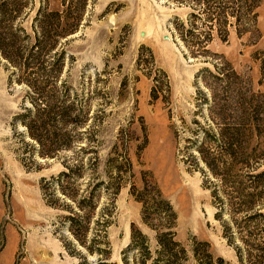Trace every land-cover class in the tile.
<instances>
[{
    "label": "trees",
    "instance_id": "trees-1",
    "mask_svg": "<svg viewBox=\"0 0 264 264\" xmlns=\"http://www.w3.org/2000/svg\"><path fill=\"white\" fill-rule=\"evenodd\" d=\"M56 1L58 8H51L50 0H38L37 6L35 0H0V56L9 83L23 86L11 125L25 164L34 163L35 153L53 158L79 146L75 158L62 161L63 170L41 179L40 188L46 204L62 212L56 231L76 264H118L110 259L107 229L121 183L111 175L98 181L99 140L88 123L87 99L62 77L66 60H71L63 39L79 29L85 0ZM173 1L190 5L185 20L174 18L177 38L191 56L212 61V68L203 67L196 80L201 74L216 79L208 91L197 89L198 119H193L187 137L185 163L201 172L221 235L239 263L264 264V94L243 87L232 66L207 55L213 37L226 40L232 27L238 36L258 33L256 8L261 0ZM260 72L259 83L264 84V57ZM163 89L169 96L166 76L161 83L155 81L153 97ZM18 126L23 129L18 131ZM83 139L86 145H77ZM117 159L115 163H122ZM135 199L151 234L131 225L129 243L121 251L123 264H226L207 242L193 241L187 247L176 239V212L156 185H145Z\"/></svg>",
    "mask_w": 264,
    "mask_h": 264
},
{
    "label": "rangeland",
    "instance_id": "rangeland-1",
    "mask_svg": "<svg viewBox=\"0 0 264 264\" xmlns=\"http://www.w3.org/2000/svg\"><path fill=\"white\" fill-rule=\"evenodd\" d=\"M49 6L58 8L59 2L50 0ZM82 9L79 29L63 39L71 60H66L62 77L87 99L88 123L99 140L98 181L111 175L121 183L107 229L110 259L123 264L121 251L129 243L132 224L151 234L141 221V204L135 196L145 185H156L176 212L177 240L187 247L193 241L207 242L215 257L240 264L221 235L201 172L185 163L187 137L192 135L193 119H198L197 89L208 91L216 85L212 74L196 80L199 70L212 68V61L188 54L175 34L174 18L185 20L190 5L173 0H85ZM256 12L258 33L238 36L232 27L226 40L213 37L207 55L232 66L243 87L264 94V84L259 83L264 0ZM163 73L170 95L163 89L153 97L155 81H164ZM21 87L9 83L0 56V264H76L56 231L62 212L46 204L40 183L63 170L62 161L75 158L79 146L53 158L35 153L34 163H23L25 154L11 125L19 111ZM86 143L83 139L77 145Z\"/></svg>",
    "mask_w": 264,
    "mask_h": 264
},
{
    "label": "water",
    "instance_id": "water-1",
    "mask_svg": "<svg viewBox=\"0 0 264 264\" xmlns=\"http://www.w3.org/2000/svg\"><path fill=\"white\" fill-rule=\"evenodd\" d=\"M141 34H143V33L141 32ZM163 37H164V39L171 41V38L168 34H164Z\"/></svg>",
    "mask_w": 264,
    "mask_h": 264
},
{
    "label": "bare ground",
    "instance_id": "bare-ground-1",
    "mask_svg": "<svg viewBox=\"0 0 264 264\" xmlns=\"http://www.w3.org/2000/svg\"><path fill=\"white\" fill-rule=\"evenodd\" d=\"M143 33V32H142Z\"/></svg>",
    "mask_w": 264,
    "mask_h": 264
}]
</instances>
